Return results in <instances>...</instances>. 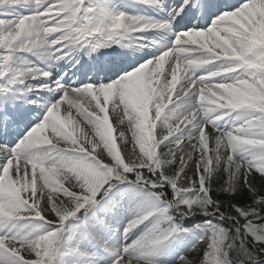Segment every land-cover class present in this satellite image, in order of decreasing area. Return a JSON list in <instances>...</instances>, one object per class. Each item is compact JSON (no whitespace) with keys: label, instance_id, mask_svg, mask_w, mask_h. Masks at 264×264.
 <instances>
[{"label":"snow or ice","instance_id":"snow-or-ice-1","mask_svg":"<svg viewBox=\"0 0 264 264\" xmlns=\"http://www.w3.org/2000/svg\"><path fill=\"white\" fill-rule=\"evenodd\" d=\"M134 3L0 0V264H264V0Z\"/></svg>","mask_w":264,"mask_h":264},{"label":"rangeland","instance_id":"rangeland-1","mask_svg":"<svg viewBox=\"0 0 264 264\" xmlns=\"http://www.w3.org/2000/svg\"><path fill=\"white\" fill-rule=\"evenodd\" d=\"M118 2H122V6L120 7L119 10H118V9H117V10H114L115 7L117 6V3H118ZM126 3L129 4V3H130V0H114L113 3L109 5V8H110V10H111L112 12H125V13H126V11H128V9L125 8V4H126ZM135 5H136V9H137V10L145 6V5H140V4H136V3H135ZM65 62H66V60H64L62 63H65ZM62 63H60V64L62 65ZM55 67H56V66H55ZM54 70H55V69H54ZM54 70H53V71H54ZM64 78H65V77H64ZM34 83H35V82H34ZM28 106H29V107H32L33 105H28ZM236 115H237V114L234 113L231 117H228V118L226 119V121L224 122L225 125H226V126H231V123H235V117H236ZM110 120H111V116H110ZM39 122H42V120L39 121ZM113 124H114V121H113ZM114 126H115V125H114ZM22 135H23V134H22ZM18 139H19V138H18ZM18 139H17V141H18ZM14 146H15V145H14ZM14 146H12V147H14ZM137 210H138V205L135 204V203H133V204L131 205V207L128 209L127 218H126L125 221H124L125 224L128 222V219L131 218V215L133 214V212H135V211H137ZM172 247H173V246H172ZM175 256H176V254L170 251L169 253H166L164 257L159 256V257H158V260L160 261V264H165V263H163L162 261H167L166 264H174V262H175L174 257H175Z\"/></svg>","mask_w":264,"mask_h":264},{"label":"trees","instance_id":"trees-1","mask_svg":"<svg viewBox=\"0 0 264 264\" xmlns=\"http://www.w3.org/2000/svg\"><path fill=\"white\" fill-rule=\"evenodd\" d=\"M0 67H2V65H0ZM192 218H195V219H197V218H199V220L202 222V220H204L205 221V219H207L206 217H203V216H199V217H192ZM204 222H202V224H203Z\"/></svg>","mask_w":264,"mask_h":264}]
</instances>
